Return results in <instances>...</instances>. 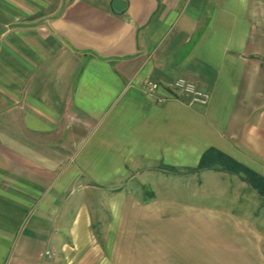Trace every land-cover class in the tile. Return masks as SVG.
Here are the masks:
<instances>
[{
  "label": "crops",
  "instance_id": "obj_1",
  "mask_svg": "<svg viewBox=\"0 0 264 264\" xmlns=\"http://www.w3.org/2000/svg\"><path fill=\"white\" fill-rule=\"evenodd\" d=\"M210 149L264 176V0H0V264H264L250 206L155 191L242 179Z\"/></svg>",
  "mask_w": 264,
  "mask_h": 264
},
{
  "label": "rangeland",
  "instance_id": "obj_2",
  "mask_svg": "<svg viewBox=\"0 0 264 264\" xmlns=\"http://www.w3.org/2000/svg\"><path fill=\"white\" fill-rule=\"evenodd\" d=\"M162 180V186L155 190L158 197L165 198V200L173 199L176 204L224 205V207L250 206L252 210L243 212V214L255 220L264 233V196L250 183L243 180V178L241 179L240 176L205 171L202 174L174 175V178H168L167 180H164L163 177ZM165 184H168L169 187L163 186ZM144 197H147V195H144Z\"/></svg>",
  "mask_w": 264,
  "mask_h": 264
},
{
  "label": "trees",
  "instance_id": "obj_3",
  "mask_svg": "<svg viewBox=\"0 0 264 264\" xmlns=\"http://www.w3.org/2000/svg\"><path fill=\"white\" fill-rule=\"evenodd\" d=\"M206 159L209 163L208 166L211 168H222L223 170H227L230 173L240 174L243 178V180L250 183L253 187H255L263 196H264V176L261 174L249 169L242 163L238 162L237 160L233 159L231 156L226 155L217 149H210L208 153H206ZM224 159H227L228 163L230 164H221ZM172 171H177L178 169L174 166H166ZM164 167V168H166ZM203 166H199L196 169H201ZM195 169V170H196ZM221 169V170H222ZM194 170V169H191Z\"/></svg>",
  "mask_w": 264,
  "mask_h": 264
},
{
  "label": "built area",
  "instance_id": "obj_4",
  "mask_svg": "<svg viewBox=\"0 0 264 264\" xmlns=\"http://www.w3.org/2000/svg\"><path fill=\"white\" fill-rule=\"evenodd\" d=\"M146 89L150 93H154L159 88V82L148 81L145 85ZM171 87L176 89L180 95L189 98L191 104H207L210 99V93L198 85L188 80L185 77H178L172 84ZM159 101H163V97L158 98ZM49 253V252H48Z\"/></svg>",
  "mask_w": 264,
  "mask_h": 264
}]
</instances>
